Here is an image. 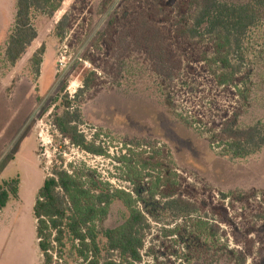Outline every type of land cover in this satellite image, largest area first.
<instances>
[{"label": "rangeland", "instance_id": "1", "mask_svg": "<svg viewBox=\"0 0 264 264\" xmlns=\"http://www.w3.org/2000/svg\"><path fill=\"white\" fill-rule=\"evenodd\" d=\"M179 1L162 0L161 7L157 0H66L52 15L35 13L38 38L11 66L4 53L16 0H0V187L5 180L19 177L21 181L19 198L11 199L0 212V264H45L33 206L44 180L61 165L85 177L96 171L101 181L130 192L135 187L150 189L170 174L182 183L180 194L188 201L203 207L209 197L214 204L222 202L231 225L220 222L210 208H206L208 215L202 212L176 218L162 209V199L150 200L151 230L145 237L140 264H237L233 252L242 247L236 239L243 241V235L236 223H257V213L264 211V149L255 158L233 160L222 154V148L212 151L209 141L220 132L217 126L223 119L234 112L239 113L238 127L264 123V9L259 11V26L240 51L245 58L241 74L220 86L216 76L225 71L217 63L213 40L178 37L176 21L185 24L190 14L176 15ZM170 8L176 14H168L165 9ZM134 13L141 17L151 14L183 61L184 69L174 81L154 74L148 57L133 45L114 47L108 57V73L101 70L102 60L96 61L97 66L92 63L98 56L103 58L102 37L108 33L109 23L118 29L128 27ZM64 17L70 26L59 37L56 31ZM42 45L45 53L36 73L33 56ZM118 61L124 67L121 77L115 75ZM231 61L237 64L239 60L234 55ZM92 71L101 84L78 100L84 122L80 129L88 140L103 145L105 156L74 147L53 125L54 115L63 110V97L73 99ZM144 161L151 166L143 168ZM158 162L162 166H154ZM222 192L251 193L244 204L261 208L251 209L238 201H233L232 208L231 198L221 199ZM126 215V208L116 201L101 227L115 228ZM200 218L208 223L207 232L197 230ZM216 224L217 233L211 228ZM258 229L264 231V225ZM113 259L119 260L118 255ZM246 264H264V246L254 249Z\"/></svg>", "mask_w": 264, "mask_h": 264}, {"label": "trees", "instance_id": "2", "mask_svg": "<svg viewBox=\"0 0 264 264\" xmlns=\"http://www.w3.org/2000/svg\"><path fill=\"white\" fill-rule=\"evenodd\" d=\"M64 1L66 0H16L14 23L8 31L4 53L9 65L15 66L38 38V32L33 24L35 13L52 15ZM157 1L162 7V0ZM176 7L177 12L175 8L165 10L168 14L177 13L176 15L181 17H186L190 12L187 23L176 21L178 37L190 40L211 38L214 55L219 57L217 63L225 71L216 76L218 84L226 86L234 82L241 74L245 61L240 51L251 31L260 24L259 11L264 9V0H253L243 5L221 0H180ZM132 20L130 26L121 29H118L114 23H109L108 33L102 37L103 58L100 59L98 56L92 63L97 66L96 61L102 60L104 65L101 70L108 73L111 64L108 57L113 54L114 47L119 50V46L133 45L148 57L152 72L159 78L164 81L177 79L184 69V63L173 46L166 42L164 33L157 26L158 23L151 14L141 17L134 13ZM69 26L67 17L62 18L57 27V36L63 37ZM44 53L45 46L42 45L33 56L32 62L36 73H39ZM234 55L238 57L237 64L231 61ZM194 58L196 61L200 59L197 56ZM202 59L206 60L204 57ZM116 70L115 75L121 77L124 71L121 61H118ZM100 84L97 72L92 71L73 99L68 95L63 97L61 103L63 110L59 114L56 113L53 119L56 131L63 138L74 147L94 156H105L107 151L102 144L88 140L81 131L80 126L84 122L78 100L88 90ZM119 84L117 82V85ZM238 114L232 113L231 116L223 119L222 125L217 126L220 127V132L209 141V148L212 151L222 148V154L233 160L255 158L264 149V123L258 121L248 127H238ZM177 116L185 124L193 127L185 117H180L179 114ZM144 165L143 168L151 166V162L144 161ZM154 166L162 165L158 162ZM96 173L91 171L92 175L85 177L84 173L71 172L61 165L52 169L51 175L39 188L33 206V216L36 220L38 246L45 264L142 263L145 237L151 230L148 218L151 212L148 203L156 197L163 200L162 209L176 218L202 212L208 215L206 208H210L211 214L217 216L220 222L231 225L228 217L230 215L226 213L227 210L222 202L214 204L209 197L206 206L203 207L200 203L188 201L180 194L182 183L174 180V176L170 174L165 176V179L159 178L150 189L142 190L135 187L130 192L114 189L109 182L101 181ZM20 182L19 177L3 181L0 187V212L7 207L11 199L19 198ZM191 189L194 190L193 187ZM250 195L252 194L247 195L246 192L220 193L223 201L231 198L232 208H234L233 201H238L242 206L260 209L261 207H253L249 203L244 204L247 202L245 196ZM116 201L123 204L127 215L121 225L103 229L101 224L108 217L110 208ZM257 216L260 219L257 223L243 220L236 223L237 229L243 235V241L236 239V243L242 247L233 252L237 264H246L254 249L260 250L264 246V235L261 234L264 231L258 229L260 225H264V211L258 212ZM207 226L209 225L206 221L198 219L197 230L202 233L207 232ZM211 228H215L216 233L220 230L217 224L211 225ZM114 254L118 255L119 260L113 259Z\"/></svg>", "mask_w": 264, "mask_h": 264}]
</instances>
